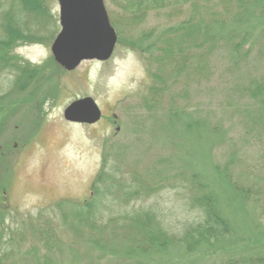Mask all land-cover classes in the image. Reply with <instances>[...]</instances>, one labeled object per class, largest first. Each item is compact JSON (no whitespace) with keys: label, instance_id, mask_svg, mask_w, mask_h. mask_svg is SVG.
<instances>
[{"label":"rangeland","instance_id":"374dc122","mask_svg":"<svg viewBox=\"0 0 264 264\" xmlns=\"http://www.w3.org/2000/svg\"><path fill=\"white\" fill-rule=\"evenodd\" d=\"M124 1L104 0L110 20L114 17L123 21L121 34L114 27L118 40L109 60L83 61L71 71L55 60L51 45L61 28L59 2L50 0V14L57 29L53 40L23 44L12 52L13 56L42 67L36 80L21 76V84L25 82L28 87L15 90L16 71H0V95L14 92L5 102L7 109L12 107L11 103L14 105L13 116L5 123L4 135L23 137L10 152L12 167L5 168L6 174L10 170V176L4 199L0 191V223L6 220L3 234L6 241L0 243V254L14 235L11 231L23 219L40 213L57 214L52 207L63 200L88 198L102 167L110 170L120 166L132 181L129 190L139 191L131 198V209L136 205L146 212L151 210L165 221L167 228L177 231L196 213L188 211L185 205L187 194L181 184V174L184 171L189 175L198 174L197 182L205 178L222 196L224 210L231 217L235 232L219 250L218 243L216 247L204 244L194 248V251L218 250L217 256L207 259H190L192 250L184 249L183 245L157 249L153 253L137 252L139 254L133 257L126 254L130 243L121 242L106 244L112 250L111 256L135 263L134 258L141 255L146 264L180 261L182 264H225L222 261L230 256H240L244 261L238 260V264H253L247 259L264 256V217L256 202L237 193L229 180L234 177L242 186L263 188L264 122L256 123V130H246L247 113L232 112L228 102L248 100L247 86L253 80L264 82V55L261 57L258 52L263 44L258 39L264 40V11L252 12L249 24L244 18L214 27L223 36L237 37L243 33L240 36L244 40L246 32H251L253 48L244 43L241 52L229 49L211 56L216 69L207 76L206 83L202 77L190 75L185 86L175 71L167 80L166 98L156 109H151L143 103L152 83L150 72L155 70L152 57L158 47L157 37L166 32L173 36L172 29L195 8L191 10L190 0H143L142 9H137L135 0H131L129 8L122 11ZM6 4L7 1L1 5L0 13ZM134 16L138 18L131 24ZM248 50V57H244ZM20 80L18 77V83ZM36 86L40 87L39 95L26 93ZM184 88L187 90L183 95ZM87 96L95 99L102 118L91 125L66 121V107ZM251 109L263 118L264 110L260 105ZM206 114H210L208 119ZM24 138L29 139L24 143ZM118 154L123 163H119ZM227 162L231 165L225 169ZM141 177L148 186L159 185V190L154 194L143 192ZM103 204L107 207L108 201L104 200ZM121 206L115 211H125ZM27 248L23 247L22 251ZM2 262L7 264L10 260Z\"/></svg>","mask_w":264,"mask_h":264},{"label":"trees","instance_id":"16d2710c","mask_svg":"<svg viewBox=\"0 0 264 264\" xmlns=\"http://www.w3.org/2000/svg\"><path fill=\"white\" fill-rule=\"evenodd\" d=\"M5 1L8 5L6 4L4 11L0 13V71H16L21 79L18 83L17 77V86L14 88L17 90L28 87L25 82L21 84L23 80L21 76L27 75L28 78L36 80L42 67L13 56V50L23 44L50 42L55 37L57 29H54L53 15L50 14V0H0V7L3 3L5 4ZM142 1L135 0L137 9H142L140 6ZM129 2L133 1L123 2L122 11L129 8ZM190 6L191 10L194 8L195 10L182 17L179 26L172 29L175 31L173 36L168 34L170 32H166L157 37L158 47L152 57L155 70L150 72L152 83L148 87V94L144 97L143 103L151 109H156L166 98L169 90L167 80L171 78L170 74L176 71V76L185 83V86L190 75L202 77L206 83L207 76L216 69L212 66L211 56L216 57L229 49L236 53L241 52L244 43H248V48L254 47L251 32H246L244 35L246 40H244L241 37L243 33L237 37L236 35L231 37V34L223 36L217 33L214 27L243 21L244 18L249 24V21L253 19L252 12L264 11V0H190ZM134 18L138 17H131V24L135 22ZM111 20L121 34L122 19L113 17ZM234 38L239 39L240 42H234ZM258 42L263 43L258 50L262 57L264 40L258 39ZM249 53L250 50L245 51L244 57H248ZM178 78L176 81H179ZM39 90L40 87L36 86L26 93L28 92L30 96L39 95ZM186 90L187 88L183 89V95ZM246 92H248V100L239 102L240 99H237L234 104L228 102V108L232 107V112L239 115L243 111L246 112L245 129L256 130V123L264 122V115L263 118L256 116L251 108L260 105L264 110V82L253 80L245 89ZM12 94L14 92L0 95V191L3 199L10 176V170L6 174L5 168L9 169L13 165L10 163V152L23 140L22 136L7 138V135H4L5 123L8 122L9 117L13 116L14 105L11 103L9 106L12 107L7 109L5 102ZM242 103H246V106H242ZM9 109L10 112L7 111ZM209 115L206 114L207 119ZM253 133L255 131L250 134ZM25 139L24 143L29 138ZM117 157L121 158L119 163L124 162L120 154ZM105 160L108 162V158ZM225 165L224 168L228 169L231 162ZM181 176H183L180 178L181 184L187 194L185 205L188 211L192 210L196 213L192 218H188L178 231L167 228L165 221L158 218V215L151 210L146 212L136 205L131 209L133 204L131 198H135L139 191L129 190L132 181L128 180V173L120 169V166L110 170L104 166L95 179L88 198L79 201L63 200L52 207V209L55 207L53 213L57 214L40 213L19 222L11 231V235L14 234L13 237L10 236L4 245L0 254V257L2 256L0 264H5L3 260H10L7 264H146L147 261L145 262L141 255L139 258H134L135 263L127 258L111 256L112 250L110 251L106 244L114 242L130 243L126 254H132L133 257L139 254L137 252L153 253L157 249H166L175 245H183L184 249L192 250L189 252L192 260L198 257L207 259L217 256L218 250L225 247V243L230 241L231 235L235 232L233 221L224 210L222 196L205 178L204 181L197 182L198 174L192 172L189 175L184 171ZM226 176L228 178V175ZM191 179L193 182L190 181ZM141 180L143 192L154 194L159 190V185L148 186L143 177ZM229 182L241 196L253 199L264 217V185L261 186L263 187L261 190L251 185L242 186L234 177L232 180L230 178ZM104 200L108 201L107 207L103 204ZM117 202L125 207V211H115L116 207H122ZM0 224V243H4L6 220ZM217 243L220 246L218 250L194 251L196 246L208 244L209 247H216ZM25 246L28 248L22 251ZM222 258L220 256L221 260ZM240 258L243 257L230 256L228 260L222 262L238 264V260L244 261ZM247 260L253 264H264V256L251 257ZM182 262L175 264H182Z\"/></svg>","mask_w":264,"mask_h":264},{"label":"water","instance_id":"95a60500","mask_svg":"<svg viewBox=\"0 0 264 264\" xmlns=\"http://www.w3.org/2000/svg\"><path fill=\"white\" fill-rule=\"evenodd\" d=\"M58 2L61 30L51 46L55 60L68 71L86 60H109L118 37L104 0ZM101 116L100 107L90 96L71 102L64 110L67 121L80 124H94Z\"/></svg>","mask_w":264,"mask_h":264}]
</instances>
